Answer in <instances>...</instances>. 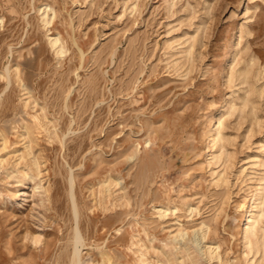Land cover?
Instances as JSON below:
<instances>
[{"label": "rangeland", "instance_id": "1", "mask_svg": "<svg viewBox=\"0 0 264 264\" xmlns=\"http://www.w3.org/2000/svg\"><path fill=\"white\" fill-rule=\"evenodd\" d=\"M263 174L264 0H0V264H264Z\"/></svg>", "mask_w": 264, "mask_h": 264}, {"label": "bare ground", "instance_id": "2", "mask_svg": "<svg viewBox=\"0 0 264 264\" xmlns=\"http://www.w3.org/2000/svg\"><path fill=\"white\" fill-rule=\"evenodd\" d=\"M42 20L45 24H48L51 22V18L48 16L47 6L42 11ZM50 44L52 45V47L55 48V53L58 56L62 55L65 52V47L63 43L61 42L59 35L50 37ZM221 123H222L221 116L216 115L214 122H213V127L208 131L209 143H215L216 135H217L215 133V130L217 128L216 126ZM218 135H219V140H221L222 136L219 134V132H218ZM260 180L261 181L257 184V186L255 187V191L252 194L251 203L250 204H241V203L237 204V207L239 208L242 207L244 209V213H243L244 222L242 225V234H241L242 243L244 244V247L245 246L248 248L255 247L257 251L261 247L264 248V226H263V222H264V174L262 175ZM193 232L197 234L198 231L196 229ZM178 236L183 237V232L180 229L174 235V239H177ZM202 238L204 239L205 235H202ZM196 242H198L201 245L200 243L201 241L199 238H196ZM73 243H74L75 253L72 256L71 264H78L77 262L78 258H77L76 251L79 249V246L82 245V240H81V236H80L78 228H76L75 230ZM211 248H212L211 246L208 247L210 254L213 253ZM217 248H219V246H217L215 249ZM143 264H148V262L143 261Z\"/></svg>", "mask_w": 264, "mask_h": 264}]
</instances>
